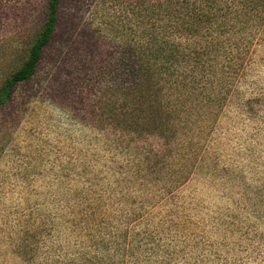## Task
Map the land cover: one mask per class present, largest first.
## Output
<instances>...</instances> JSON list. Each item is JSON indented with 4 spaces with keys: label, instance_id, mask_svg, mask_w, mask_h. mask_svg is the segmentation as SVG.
<instances>
[{
    "label": "rangeland",
    "instance_id": "374dc122",
    "mask_svg": "<svg viewBox=\"0 0 264 264\" xmlns=\"http://www.w3.org/2000/svg\"><path fill=\"white\" fill-rule=\"evenodd\" d=\"M125 1L59 0L0 107V264H264V18L238 19L249 50L228 91L172 125L156 96H127ZM46 12L0 0V82Z\"/></svg>",
    "mask_w": 264,
    "mask_h": 264
},
{
    "label": "trees",
    "instance_id": "16d2710c",
    "mask_svg": "<svg viewBox=\"0 0 264 264\" xmlns=\"http://www.w3.org/2000/svg\"><path fill=\"white\" fill-rule=\"evenodd\" d=\"M125 3L130 14L123 11L120 16L126 28L121 27L119 34L128 52L131 80L126 85L127 96L134 104H141L145 98L151 101L156 96L161 113L172 125L182 117L188 119L187 115L199 101H208L220 89L228 91L231 79L238 77L243 54L247 55L249 50L248 42L241 50L238 47L235 36L242 29L238 19L247 13L257 22L264 18V0H127ZM46 9V18L26 58L0 82V107L11 98L17 84L32 77L43 48L51 40L58 20L59 0H46ZM247 26L252 29L251 25ZM136 111L139 109L129 110L130 122L125 129L140 128Z\"/></svg>",
    "mask_w": 264,
    "mask_h": 264
}]
</instances>
